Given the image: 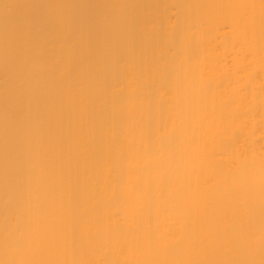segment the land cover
Listing matches in <instances>:
<instances>
[{
    "label": "bare ground",
    "instance_id": "obj_1",
    "mask_svg": "<svg viewBox=\"0 0 264 264\" xmlns=\"http://www.w3.org/2000/svg\"><path fill=\"white\" fill-rule=\"evenodd\" d=\"M0 264H264V0H0Z\"/></svg>",
    "mask_w": 264,
    "mask_h": 264
}]
</instances>
